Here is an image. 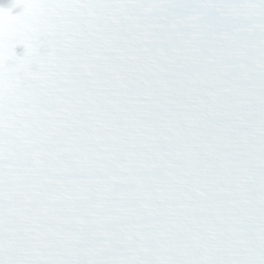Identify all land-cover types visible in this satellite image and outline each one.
<instances>
[{
	"label": "snow or ice",
	"instance_id": "obj_1",
	"mask_svg": "<svg viewBox=\"0 0 264 264\" xmlns=\"http://www.w3.org/2000/svg\"><path fill=\"white\" fill-rule=\"evenodd\" d=\"M0 264H264V0L0 3Z\"/></svg>",
	"mask_w": 264,
	"mask_h": 264
}]
</instances>
